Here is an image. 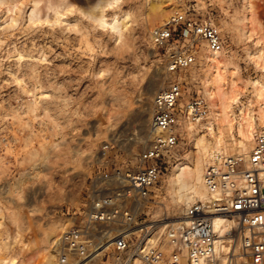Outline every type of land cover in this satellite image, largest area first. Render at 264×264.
Returning a JSON list of instances; mask_svg holds the SVG:
<instances>
[{
    "label": "rangeland",
    "instance_id": "374dc122",
    "mask_svg": "<svg viewBox=\"0 0 264 264\" xmlns=\"http://www.w3.org/2000/svg\"><path fill=\"white\" fill-rule=\"evenodd\" d=\"M154 1L170 5L172 0H117L106 7L108 22L125 13L130 16L118 40L89 13L95 0H66L73 8L64 5L60 11L57 0H0V262L16 257L18 264H45L46 234L63 218L72 222L67 230L85 224L93 201L107 193L102 174L116 166H139V154L152 140L153 97L175 78L167 70V49L152 42L148 13ZM181 1L186 5L183 15L211 17L220 26L226 65L238 66L243 80L259 78L264 83V72L250 62V47L242 40L244 0ZM253 2L255 24L264 28V0ZM33 10L39 19H30ZM57 13L61 18L56 19ZM206 47L197 43L196 63L177 76L185 103L204 95L210 66ZM252 90L249 84L235 111ZM210 116L211 108L195 130L209 138ZM181 134L178 159L164 163V173L137 208L138 224L150 228L154 240L164 236L160 223L183 214V208L175 209L168 189L171 169L193 148L184 123ZM225 138L230 153L240 150L226 129ZM87 227L96 250L63 262L62 237L48 263L118 264L119 254L110 245L112 228ZM26 244L30 248L25 249ZM163 249L167 257L172 247ZM97 253L100 256L91 257ZM137 257L143 264L142 256Z\"/></svg>",
    "mask_w": 264,
    "mask_h": 264
},
{
    "label": "built area",
    "instance_id": "2783aa9c",
    "mask_svg": "<svg viewBox=\"0 0 264 264\" xmlns=\"http://www.w3.org/2000/svg\"><path fill=\"white\" fill-rule=\"evenodd\" d=\"M151 36L155 46L167 49V70L175 76L153 97L151 143L140 152L137 168L116 166L102 174L107 193L93 201L85 224H74L64 233L62 261L69 256L85 257L90 248L95 249L87 226L104 224L112 228L109 237L119 254L118 264H125L136 253L141 254L143 264H159L164 259L181 264L183 252L190 262L214 264V246L220 238L233 241L226 264H264V128L256 134L248 154L235 150L221 165L207 169L206 184L210 192H219L218 198L209 204L193 202L182 219L169 222L164 236L154 243L147 242L150 228L137 222V208L164 173V163L178 159L175 150L181 142L186 103L177 76L196 63L197 43L204 42L214 50L224 48L222 30L211 17L180 14ZM189 102L199 116L210 112L204 95L192 96ZM108 148V144L104 146L105 154ZM217 217L233 222L223 237L215 227ZM165 241L172 246L167 257L162 248Z\"/></svg>",
    "mask_w": 264,
    "mask_h": 264
},
{
    "label": "bare ground",
    "instance_id": "6f19581e",
    "mask_svg": "<svg viewBox=\"0 0 264 264\" xmlns=\"http://www.w3.org/2000/svg\"><path fill=\"white\" fill-rule=\"evenodd\" d=\"M115 1L117 0H95L89 8V13L96 18L94 20H96L97 26L103 27L104 29L109 28L119 40L128 26L130 16L128 13H125L122 19L113 17V19L108 22L105 16V10L107 6ZM57 3L59 5L57 8L58 11H60L59 9H62L64 5L65 9L73 8L72 5H68L69 3L66 2V0H57ZM152 3L148 18L150 28L153 29V32L169 24L167 21H171L177 15L183 14L186 9V5L181 0H172L170 5H167L166 1L162 3L154 1ZM244 10L242 40L250 47V49L246 50L247 57L258 71L264 72V28L255 24L256 12L253 0H244ZM39 17L40 15L35 10L30 14V19L36 20L39 19ZM58 18H61V16L57 13L56 19ZM15 20L16 18L14 16L10 18L12 22ZM206 48L210 49L206 54V60L210 63V66L206 75L204 97L207 99L209 107L211 108V116L206 122L210 138L207 137L205 133L195 131L204 116L196 114L190 102H186L183 123L185 128L191 133L193 148L174 165L168 178V189L171 201L176 205V210L183 208V212L193 202L199 200L205 204H209L215 198H218V191L210 192L208 189L206 184V171L212 165H221L231 154L228 148V142L225 138V129L229 134L232 145L240 149L239 152L248 154L252 147L249 143L254 140L256 134L264 128L263 81L259 78H255L251 81L241 79L239 75L240 68L238 66L234 65L231 67L226 65L228 56L224 49L214 50L209 47ZM21 58L22 56H20V59ZM249 84L252 85L253 89L250 98L246 103L238 106L237 111H235L236 104L239 103L243 93L248 89ZM181 219L182 217L180 216L175 221ZM71 223L70 219L63 218L46 234L43 248L47 253H42L44 256L48 255V260L46 259L47 261H45L46 263L51 261L49 256L52 254V256L55 255L52 249L63 237ZM168 223L169 222L165 220L160 223L159 226L161 229H166ZM232 223V220L229 218L217 217L215 219V227L220 233V237L226 234L228 227ZM139 225L142 226L144 224L141 223ZM153 234V232L149 234L147 242H156L158 238L154 240ZM155 235L156 234H154V236ZM20 237L21 233L18 231L15 240L18 241ZM232 242L233 241L228 238H220L215 242L214 264H226L227 254L231 249ZM166 243L169 245L168 241ZM166 243L162 248L167 246ZM110 245H112V240ZM1 246L2 243L0 240V249ZM28 248L30 247L26 244L25 249ZM103 248L104 247L101 246L98 251L101 252ZM143 250L144 244L141 247V251ZM50 251L53 253H50ZM183 253L184 257L181 259V264H209L206 260H201L197 263L190 262L186 252ZM137 255L141 256L139 253L134 254L128 259V263L126 262V264H140V259ZM168 255H170V253H168ZM97 256H100V253L91 257L96 258ZM54 260H52V264L57 263H54ZM18 262L17 258L14 257L6 262H0V264H18ZM161 263L169 264L166 259L159 264Z\"/></svg>",
    "mask_w": 264,
    "mask_h": 264
}]
</instances>
